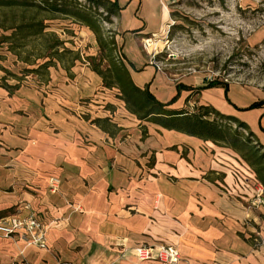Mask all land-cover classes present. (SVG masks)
Returning <instances> with one entry per match:
<instances>
[{"label": "crops", "instance_id": "1", "mask_svg": "<svg viewBox=\"0 0 264 264\" xmlns=\"http://www.w3.org/2000/svg\"><path fill=\"white\" fill-rule=\"evenodd\" d=\"M124 2L118 21L133 81L141 88L149 84L165 103L177 85L138 45L164 26L140 16L142 0ZM126 3L136 7L133 23L124 21ZM7 69L0 65V218L24 215L29 204L50 228L47 249L29 247L22 254L21 242L0 233V264H162L135 255L136 247L154 244L175 246L180 264H264V206H251L255 189L235 170L236 155L224 153L228 146L140 122L124 107L126 117L111 120L117 127L110 134L94 119L78 117L74 107L107 93H65L53 73V82L43 84L53 88L42 93ZM184 84L190 90H182L170 109L181 110L182 96L187 100L196 87ZM201 94L205 105L240 120L244 111L235 106L254 102H234L228 93L229 103L220 86ZM213 94L223 96V108ZM252 110L246 123L264 145V106ZM51 177L60 179L56 192L49 188Z\"/></svg>", "mask_w": 264, "mask_h": 264}, {"label": "rangeland", "instance_id": "2", "mask_svg": "<svg viewBox=\"0 0 264 264\" xmlns=\"http://www.w3.org/2000/svg\"><path fill=\"white\" fill-rule=\"evenodd\" d=\"M68 1H72V5L76 4L80 10L91 9L89 0ZM117 1L125 4L124 0ZM135 8L132 4L125 5L124 21H134ZM102 10L100 7L98 11ZM98 13L96 19L104 36L113 35L122 52V31L118 18L112 17V23H108L103 20L104 15ZM139 13L150 25L155 23V27L159 24L164 26L157 34L144 36V40L151 39L147 49L143 39L138 40L144 58L157 65L170 84L186 86L184 83H192L196 86L191 89L192 94H188V101L182 96L179 106L181 110L193 112L201 104L205 105L202 87L213 81L227 84L228 93L234 102L245 104L264 100V0H142ZM34 14V9L0 6V65L5 63L7 74L20 80L21 84L39 86L40 90L43 89L42 93L53 88V80L50 79L52 73L56 84H65L67 92L62 89L65 93H107L106 96L80 99L74 106L76 115L85 120L106 116L112 121H116L115 118L124 119L126 115L122 107L125 108V105L117 97L118 89L106 87L102 78L93 71L95 65L105 70L108 58L101 51L95 34L83 22L70 16L44 12L38 16L36 14V21L51 16L45 22L48 25L46 31L63 40L64 47L71 53L64 52L62 61L51 67L48 76L31 72L47 61L48 57L40 56L39 47L44 43L50 45L53 36L47 35L42 43L38 38L21 41L11 38V35L22 23H28ZM21 43L24 45L16 46ZM48 80L52 81L49 83L50 88L43 85L48 84ZM212 97L217 100L218 106L224 107L221 102L223 100L225 103L223 96L221 98L213 94ZM241 114V119L250 124L254 117L253 110ZM241 132L244 137H248L245 131ZM251 139L254 145H262L255 135ZM222 148L225 154L236 155L232 164L236 171L249 179V184L255 189L253 201L257 189L264 190V186L238 152H233L230 147ZM258 237H255V246L260 245Z\"/></svg>", "mask_w": 264, "mask_h": 264}, {"label": "trees", "instance_id": "3", "mask_svg": "<svg viewBox=\"0 0 264 264\" xmlns=\"http://www.w3.org/2000/svg\"><path fill=\"white\" fill-rule=\"evenodd\" d=\"M89 2L91 3V9L86 11L78 9L76 4L72 5V1L68 0H0V6L35 10V14L28 23H22L21 26L15 29L11 38H18L21 41H26L32 37L42 41L47 35H52L54 38L50 45L44 43L43 46L39 47L42 54L40 56H46L48 59L31 72H40L41 75L48 76L49 68L62 61V54L64 52L71 53L70 50L64 47L63 40L46 31L48 25L45 22L51 16H45L36 21V14L38 16L41 12H44L52 15L70 16L83 22L95 34L101 51L105 52L108 58V67L105 70L100 69L99 65H95L93 71L102 78L106 87L118 89L117 97L124 102L128 112L133 114L140 122L155 123L167 129L177 130L205 140H212L232 148L253 169L257 180L264 186V153H260L264 151V146L257 143L256 145L253 144L251 138L254 133L250 126L239 118L223 114L208 105H200L193 112L184 109H170V106L179 98L182 90H190L188 86H177L176 95L165 103L156 99L150 92L149 84H146L143 88L138 87L134 83L130 72V69H134V66L119 50L115 37L113 35L104 36L102 27L96 19V14L99 12V15H104L103 20L112 23V17L118 18L122 7L117 0H89ZM100 7L103 9L102 11H98ZM23 45L24 43L16 44V46ZM44 53H47V55H44ZM219 85L224 89L226 101L231 103L228 97L229 87L227 84L213 81L202 88L206 89ZM262 106H264V100L254 101L244 108L236 106L235 108L239 111H247ZM93 122L113 134L110 130L116 124L109 117L96 118ZM241 130L247 133V138L244 137Z\"/></svg>", "mask_w": 264, "mask_h": 264}, {"label": "built area", "instance_id": "4", "mask_svg": "<svg viewBox=\"0 0 264 264\" xmlns=\"http://www.w3.org/2000/svg\"><path fill=\"white\" fill-rule=\"evenodd\" d=\"M144 47L147 49L151 45V39L144 40ZM154 57V55H153ZM60 179L51 177L49 188L52 192L58 191ZM256 198L251 201V206H264V190L258 188ZM26 210L24 215L5 216L0 218V233L11 239L14 243H22L21 254L29 247L47 249V233L50 225L42 223L35 211L29 204L23 207ZM257 241V240H256ZM136 257L143 260H157L162 264H180L182 261L178 249L173 245L154 244L138 246L134 249ZM61 264H73L63 262Z\"/></svg>", "mask_w": 264, "mask_h": 264}]
</instances>
